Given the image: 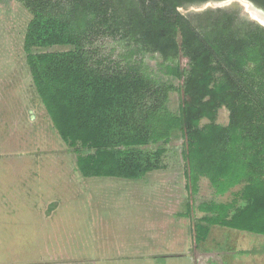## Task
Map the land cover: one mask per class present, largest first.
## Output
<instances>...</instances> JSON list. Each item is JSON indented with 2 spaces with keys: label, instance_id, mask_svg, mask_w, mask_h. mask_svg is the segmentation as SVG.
Masks as SVG:
<instances>
[{
  "label": "trees",
  "instance_id": "16d2710c",
  "mask_svg": "<svg viewBox=\"0 0 264 264\" xmlns=\"http://www.w3.org/2000/svg\"><path fill=\"white\" fill-rule=\"evenodd\" d=\"M18 2L31 15L24 48L32 83L60 138L86 153L77 161L82 177L140 179L158 169L163 146L179 132L190 220L200 178L218 195L245 184L248 206L230 220L229 205L197 208L213 214L210 225L264 234L263 28L220 18L202 33L162 0ZM102 38L124 47L123 62L97 58ZM54 46L69 49L30 53ZM149 53L181 81L177 115L164 107L171 86L134 59ZM220 108L226 126L214 123ZM201 120L209 123L199 128ZM193 228L195 248L207 232Z\"/></svg>",
  "mask_w": 264,
  "mask_h": 264
},
{
  "label": "rangeland",
  "instance_id": "374dc122",
  "mask_svg": "<svg viewBox=\"0 0 264 264\" xmlns=\"http://www.w3.org/2000/svg\"><path fill=\"white\" fill-rule=\"evenodd\" d=\"M237 8L180 13L202 33L220 18L264 29ZM30 19L18 0H0V264H264V234L210 225L205 219L213 214L197 208L229 205L230 220L248 206L245 184L218 195L200 178L190 220L179 132L163 146L158 169L140 179L81 176L77 161L86 153H74L60 138L32 83L24 48ZM96 45L97 58L106 61H120L125 51L112 38ZM134 59L143 60L158 83L171 86L164 107L177 115L181 81L167 75L172 65L152 53ZM178 63L184 67L186 60ZM208 123L201 120L199 128ZM214 123L227 125L225 108ZM194 225L207 232L195 248Z\"/></svg>",
  "mask_w": 264,
  "mask_h": 264
},
{
  "label": "flooded vegetation",
  "instance_id": "af4514ba",
  "mask_svg": "<svg viewBox=\"0 0 264 264\" xmlns=\"http://www.w3.org/2000/svg\"><path fill=\"white\" fill-rule=\"evenodd\" d=\"M137 2V0H135ZM165 4L173 8V10L183 16L180 11H225L236 5L238 9L245 12L264 15V0H162ZM149 2V1H148ZM140 6V5H139ZM251 15V14H250ZM185 17V16H183Z\"/></svg>",
  "mask_w": 264,
  "mask_h": 264
},
{
  "label": "bare ground",
  "instance_id": "6f19581e",
  "mask_svg": "<svg viewBox=\"0 0 264 264\" xmlns=\"http://www.w3.org/2000/svg\"><path fill=\"white\" fill-rule=\"evenodd\" d=\"M250 14L252 15V17H253L254 19H256V20L259 21L260 23L264 24V15L262 16V15H260V14L254 13V11H253V13L250 12Z\"/></svg>",
  "mask_w": 264,
  "mask_h": 264
}]
</instances>
